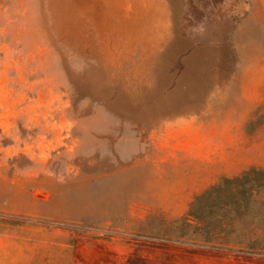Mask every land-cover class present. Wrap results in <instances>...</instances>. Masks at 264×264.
<instances>
[{
  "label": "rangeland",
  "instance_id": "obj_1",
  "mask_svg": "<svg viewBox=\"0 0 264 264\" xmlns=\"http://www.w3.org/2000/svg\"><path fill=\"white\" fill-rule=\"evenodd\" d=\"M263 89L264 0H0V264H264ZM202 117L251 166L199 191Z\"/></svg>",
  "mask_w": 264,
  "mask_h": 264
},
{
  "label": "crops",
  "instance_id": "obj_2",
  "mask_svg": "<svg viewBox=\"0 0 264 264\" xmlns=\"http://www.w3.org/2000/svg\"><path fill=\"white\" fill-rule=\"evenodd\" d=\"M252 100L256 104L264 102V89ZM234 132V123L226 125L212 122L210 118L205 117L197 119L191 128L188 127V123L182 124L178 127L175 141L169 140L165 162L172 165L184 164L190 168L193 164H197L199 167L197 171L206 174L198 179L197 188L199 191L205 190L221 178L239 175L251 166V161L244 159L234 148L232 144ZM227 134L230 143L222 144L220 140H224ZM246 136L249 137L248 134Z\"/></svg>",
  "mask_w": 264,
  "mask_h": 264
},
{
  "label": "trees",
  "instance_id": "obj_3",
  "mask_svg": "<svg viewBox=\"0 0 264 264\" xmlns=\"http://www.w3.org/2000/svg\"><path fill=\"white\" fill-rule=\"evenodd\" d=\"M207 241H212V240L207 239Z\"/></svg>",
  "mask_w": 264,
  "mask_h": 264
}]
</instances>
